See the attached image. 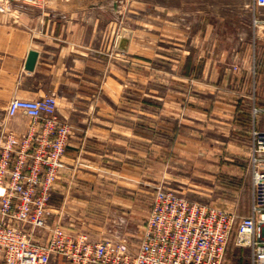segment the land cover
<instances>
[{"label": "crops", "instance_id": "obj_1", "mask_svg": "<svg viewBox=\"0 0 264 264\" xmlns=\"http://www.w3.org/2000/svg\"><path fill=\"white\" fill-rule=\"evenodd\" d=\"M253 2L246 0L229 14L202 15L200 25L183 6L144 4L139 39L120 53L97 37L99 13L116 10L114 0H48L41 7L12 2L0 11V95L5 102L54 96L59 120L73 127L50 198L52 224L94 242L111 238L137 247L128 224L137 219L140 182L148 171L163 174L162 136L171 134L176 122L177 159L211 161L213 177L245 176L258 126ZM6 4L3 0L0 7ZM148 32L154 33L153 44L140 38ZM30 53L36 54L31 69ZM29 122L22 113L5 114L0 136L22 135ZM178 168L189 170L188 164ZM94 209H105L106 219ZM45 237L46 231H39L35 239Z\"/></svg>", "mask_w": 264, "mask_h": 264}, {"label": "built area", "instance_id": "obj_2", "mask_svg": "<svg viewBox=\"0 0 264 264\" xmlns=\"http://www.w3.org/2000/svg\"><path fill=\"white\" fill-rule=\"evenodd\" d=\"M41 7L48 0H7ZM120 7L125 0H114ZM264 7V0H254ZM7 8L0 7L4 12ZM256 23L264 22L255 20ZM54 96L12 98L7 116L29 117L25 132L0 136V251L2 264H222L233 234L251 248V263L264 264V130L253 129L249 170L252 204L248 216L190 200L174 189L159 188L152 199L137 247L127 240L91 241L51 223L50 198L59 178L73 127L57 116ZM254 118L259 113L254 109ZM46 231L43 241H36Z\"/></svg>", "mask_w": 264, "mask_h": 264}, {"label": "rangeland", "instance_id": "obj_3", "mask_svg": "<svg viewBox=\"0 0 264 264\" xmlns=\"http://www.w3.org/2000/svg\"><path fill=\"white\" fill-rule=\"evenodd\" d=\"M155 1L164 4H176L177 7L183 6V8L188 9V11H192V20L197 25H200L202 15L210 14L216 16L218 14H229L232 12V9L234 10L238 8L241 3L246 2V0H125L116 10L109 9L99 13L103 14V18L98 21V43L102 45L110 44L115 47L117 53H120L121 47L129 42L137 41L139 39L137 30L139 8L142 7L143 12L144 4L148 7V5L153 4ZM2 2L3 0H0V5ZM4 2H7V0H4ZM5 7H7V9L10 8L9 4H6ZM151 7H149V9ZM151 9L153 10L154 8ZM253 12V118L255 114L254 109L258 108L259 113L256 118H254L258 122L256 128L264 130V22H255L256 19L264 21V7H256L253 2ZM12 13L16 15L15 12ZM1 16L0 13V17ZM152 34L154 33H142L140 34V38L145 40L147 44H153L155 40ZM9 102L10 101L5 102V97L0 95V117L7 114ZM172 128L171 134L166 136L163 134L162 136L163 174L154 177L152 174H149L147 170L146 176L143 177L145 181L140 182L139 212L133 214L137 219L128 224L133 244L139 243L140 241L144 221H146L148 217L153 196L159 188L180 191L190 200L211 204L222 210L233 212L239 217L248 216L250 214L252 204V179L249 170V160L247 162L246 174L241 179H229L224 176L213 177L210 173L212 172L211 161L189 158L182 162L181 159H177L175 147L177 136L180 131L179 122L172 123ZM182 164H188L189 170H179L178 166ZM61 170L62 167L60 168V172ZM109 178L110 177H88L87 179L89 182H95L97 179L107 180L108 182ZM58 180L54 188L58 184ZM109 181L111 182V180ZM129 187H132V184H129ZM127 194L133 196L131 192ZM94 210H97V212H95L96 214L98 213L101 217L106 219L105 209H99V211L98 209ZM84 217L87 221L88 216ZM90 217H92V215ZM66 220L67 222L70 221L69 218ZM70 222L76 224V226L79 225L82 227V225H85L81 223L80 219H78L77 222ZM251 254V248L239 246L236 242V234H233L228 243L226 255L222 264H250ZM51 264H59V262L51 261Z\"/></svg>", "mask_w": 264, "mask_h": 264}, {"label": "water", "instance_id": "obj_4", "mask_svg": "<svg viewBox=\"0 0 264 264\" xmlns=\"http://www.w3.org/2000/svg\"><path fill=\"white\" fill-rule=\"evenodd\" d=\"M35 57H36V54L35 53H30V56H29V60H28V63H27V67L28 68H33V65H34V62H35Z\"/></svg>", "mask_w": 264, "mask_h": 264}]
</instances>
